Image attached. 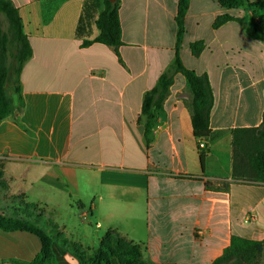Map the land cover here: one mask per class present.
<instances>
[{"label":"crops","instance_id":"obj_1","mask_svg":"<svg viewBox=\"0 0 264 264\" xmlns=\"http://www.w3.org/2000/svg\"><path fill=\"white\" fill-rule=\"evenodd\" d=\"M11 1L33 55L21 72L15 115L0 123V204L75 198L89 204L96 234L104 230L99 240L120 232L143 246L145 264H213L233 235L264 240V183L233 177V130L264 120V27L255 17L264 0L237 9L190 1L180 57L207 74L213 89L205 155L181 74L149 144L145 135L144 96L176 57L179 0H120L119 55L101 43L82 46L76 31L86 0ZM103 9L100 0L97 15ZM223 14L240 21L214 29ZM98 34L93 23L87 39ZM197 41L205 47L194 56ZM1 214L0 264L33 261L42 240L15 224L37 219Z\"/></svg>","mask_w":264,"mask_h":264},{"label":"trees","instance_id":"obj_2","mask_svg":"<svg viewBox=\"0 0 264 264\" xmlns=\"http://www.w3.org/2000/svg\"><path fill=\"white\" fill-rule=\"evenodd\" d=\"M102 1L104 9L98 15L100 0L85 1L76 35L83 39V47L101 43L112 47L119 55V48L123 45L119 15L120 0ZM190 1L179 0L176 16L178 36L175 60L170 68L160 76L157 85L148 91L143 99L142 117L145 120V135L148 144L177 74L186 78L191 91L192 125L198 138L207 137L206 134L210 129V117L214 106V94L210 79L207 74H199L187 68L180 57L181 45L186 34L185 18ZM217 1L221 7L226 9H237L248 2V0ZM255 17L258 25L264 27V13L255 14ZM229 21H240V19L229 14L219 15L213 23V28L218 29ZM93 23L97 26L99 34L93 40H89L87 37L90 35ZM204 47L203 41H197L190 45L194 56H199ZM32 55L30 41L24 32L18 8L11 0H0V123L15 115L17 108L9 93H15L20 101L21 72ZM201 154L205 155L206 152L203 151ZM233 177L237 180L264 183V120L260 127L233 130ZM0 220H2L1 216ZM15 226V230L28 231L42 240L41 254L28 264H50L51 249L47 236L41 231L30 229L27 225L15 224ZM2 227L8 229L7 226L6 228ZM124 238L118 231L108 230L99 248L94 250L82 264H120L117 259L115 260L109 255L114 254L113 246H121ZM125 241H127L126 247L121 250L125 262L145 264L143 246L126 238ZM263 247L264 240H251L233 235L230 245L213 264H259ZM58 258L59 264H69L61 255Z\"/></svg>","mask_w":264,"mask_h":264},{"label":"rangeland","instance_id":"obj_3","mask_svg":"<svg viewBox=\"0 0 264 264\" xmlns=\"http://www.w3.org/2000/svg\"><path fill=\"white\" fill-rule=\"evenodd\" d=\"M9 95L14 102L17 101L18 96L15 93L10 92ZM69 187L73 190L72 186ZM99 190L97 187V191ZM72 192L74 193V190ZM67 200L69 204L63 198L59 199V204H12L20 205L19 209H10L6 207L8 204H0V209H4V214L1 215L6 216L11 213L12 216L35 217L36 224L27 223L26 225L31 228L36 227L47 236L51 249L50 264H58L59 255L82 264L94 250L99 248L102 242L99 237L103 235L104 230H100L99 235L96 234V220L91 214L89 204H76L75 198ZM81 213L88 214L85 220L80 217ZM125 238L121 246H113L115 252L109 255L117 259L120 264H129L125 262L124 255L121 253L127 244Z\"/></svg>","mask_w":264,"mask_h":264},{"label":"built area","instance_id":"obj_4","mask_svg":"<svg viewBox=\"0 0 264 264\" xmlns=\"http://www.w3.org/2000/svg\"><path fill=\"white\" fill-rule=\"evenodd\" d=\"M208 149H209L208 138L206 137L198 138V150L200 152H203V151L206 152L208 151ZM80 217L85 220L87 218V214L82 213L80 214Z\"/></svg>","mask_w":264,"mask_h":264},{"label":"water","instance_id":"obj_5","mask_svg":"<svg viewBox=\"0 0 264 264\" xmlns=\"http://www.w3.org/2000/svg\"><path fill=\"white\" fill-rule=\"evenodd\" d=\"M111 1H115V0H111Z\"/></svg>","mask_w":264,"mask_h":264}]
</instances>
